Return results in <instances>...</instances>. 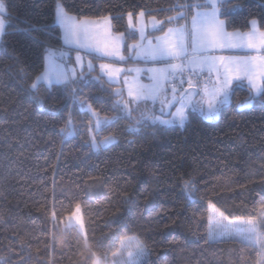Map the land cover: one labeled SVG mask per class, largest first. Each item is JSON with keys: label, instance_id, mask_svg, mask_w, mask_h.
Returning <instances> with one entry per match:
<instances>
[{"label": "trees", "instance_id": "obj_1", "mask_svg": "<svg viewBox=\"0 0 264 264\" xmlns=\"http://www.w3.org/2000/svg\"><path fill=\"white\" fill-rule=\"evenodd\" d=\"M192 2L62 0L78 19H109L125 53L138 40L129 13L162 21L163 31L151 33L160 36ZM4 3L11 22L0 41V264H93L131 235L147 248L146 264H257L256 245L209 240L208 215L210 204L229 217L257 218L264 208V95L239 81L218 118L189 109L185 123L163 124L153 119L159 101H135L95 70L41 86L38 100L30 85L46 49L63 44L57 0ZM221 12L228 31L245 33L253 20L264 31V0H228ZM88 105L111 119L94 138L116 142L94 148ZM66 125L72 135L61 131ZM77 207L85 234L63 225Z\"/></svg>", "mask_w": 264, "mask_h": 264}, {"label": "snow or ice", "instance_id": "obj_2", "mask_svg": "<svg viewBox=\"0 0 264 264\" xmlns=\"http://www.w3.org/2000/svg\"><path fill=\"white\" fill-rule=\"evenodd\" d=\"M228 3V0H195V2L187 5H180L182 8L188 10L189 15L181 11L175 17H168V23H176L175 27H168L167 32L161 36L156 37V42L145 36V26L141 23L139 28V42L130 45L135 49L136 55L142 57L146 61L163 62V67L152 68L148 71L153 75L150 79L153 81L151 85L137 86L134 83L129 84L128 95L134 97L135 101L152 100L155 102L159 97L161 86L164 82L178 81L182 86L184 83L188 84L189 88H193L191 80L192 74L198 72H217L216 82L213 83L212 99L208 101L207 115L208 118H214L219 110V105L223 104L228 98L229 90L233 81L247 80L249 86L254 89L258 95H264V55H244V56H215L212 50L216 48H236V49H255L257 47H264V32H259V41H257L256 21L253 20V31L251 33H229L225 29V21L221 19V9ZM144 15L142 12L139 14ZM129 23H132V13L128 14ZM105 19V35L110 37V21ZM56 20L61 25L64 31L65 44H73L78 48L87 51H97L103 56L123 60L124 57L120 54V47L123 43V33L117 34L115 38H111L110 42H105L102 47H98L95 41L96 33L94 29L98 27L95 21L78 20L71 15L64 7L62 0H57L56 3ZM183 20L184 23H179ZM10 15L6 10L4 0H0V41L6 35V28L10 24ZM155 17L152 18L153 30L163 31L157 28V25L162 24ZM28 31V29H24ZM47 64L45 70L35 77L31 83V89L37 94V99H40V87L46 86L51 88L55 84L67 85L72 77L75 75V70L71 72L65 71L58 60H62L67 53L59 49L49 47L46 49ZM81 61L79 54L77 55V62ZM175 61H179L178 63ZM101 69H106L107 74L112 77L117 75L121 70L113 68L112 65L102 64ZM88 69H92V64L88 62ZM188 73V78H185V73ZM114 82V81H113ZM173 97L176 100V86L172 87ZM181 95L179 97L180 107L174 114V120H178L181 124L187 119L184 111L186 107H193L195 110L199 108L204 111L203 105L200 102L192 104L191 94H186L187 90L181 88ZM121 95V93H117ZM251 99V97H250ZM171 103V102H169ZM124 111L130 112L127 101H121ZM87 109L97 114L87 106ZM153 119H158L153 117ZM104 123H110L111 119L105 117ZM161 123L167 124L170 121L160 120ZM96 126L101 123L99 118L96 119ZM72 124L71 119L67 122ZM137 130V129H133ZM66 135H72L74 129H70L67 125L61 129ZM105 144L112 142L111 137L105 138ZM93 146L98 147L93 137ZM191 183L186 182L185 188L190 189ZM189 196L191 193L189 192ZM214 213H218L220 217L227 220L224 214L220 212L215 205L211 206ZM210 223L213 217L209 216ZM218 229L220 232H227L229 237H239L246 241L260 244L264 248V240L260 239L257 234L256 225L253 221H244L240 224L229 223L225 225L221 220H216L213 230ZM264 235V234H261ZM122 247L127 251L126 264H146L144 259V246L139 241H133L131 238L129 242Z\"/></svg>", "mask_w": 264, "mask_h": 264}, {"label": "crops", "instance_id": "obj_3", "mask_svg": "<svg viewBox=\"0 0 264 264\" xmlns=\"http://www.w3.org/2000/svg\"><path fill=\"white\" fill-rule=\"evenodd\" d=\"M139 14L136 17L132 16V23L131 24L129 23V16H127V22H128L129 28L132 30H135L138 33V40L135 43L139 42V28L141 26V23H143V25L145 26V36L148 39L152 40L153 43L156 42V37H161L167 32L166 31L164 34H162L160 36H152L151 33L154 32L153 27H152V17L148 18L145 15H143L141 17ZM78 20H85V19H78ZM87 20L94 21L92 19H87ZM95 22L97 23L98 27H96L93 31H94V33H96L95 41H96L98 47H102L105 42H110L111 38H115L117 36V34L113 33V31H112L111 21H110V29H108V31L110 32V37L105 35V19L101 20V21H95ZM59 26L61 28L63 44L60 48H53V49H59V50L64 51L65 53H67V55H65L62 60H58V62L62 65V67L63 66L65 67L63 69L65 71L71 72L72 68L70 67V64L76 63L77 55L82 54L83 56H80V57H85V59L82 60L85 62V64L89 61L90 62L93 61L92 69L89 70L88 67H86L85 70H89V72L97 70L98 73L103 75L109 82H111L113 84H120L122 86V88H124V92L127 95V97H129L131 99H134V97H130L128 95L129 84L134 83L137 86L151 85L153 83V81L150 79V77L153 75V73L148 71V69L163 67V62L146 61L142 57H138L136 55L135 49L131 48L130 46H129L128 52L125 53L123 51L124 36L122 38L123 43L120 47V54L124 57L123 60H120L119 57L111 58V57L103 56L102 54H100L97 51H87L85 49L78 48L76 45H73V44H65L64 31H63V28L61 27L60 24H59ZM158 27H159V25H157V28ZM173 27H175V26H173ZM225 29L229 33H237V32L242 33L240 31H228L226 28V25H225ZM256 29L258 30L257 41H259V39H260L259 32H264V31L260 30L257 21H256ZM252 31H253V26L251 23L250 30L245 32V33H251ZM135 43H132V44H135ZM212 54L215 56H223V57L244 56V55L257 56V55H264V47H257L255 49H243V50L236 49V48H227V47L216 48V49L212 50ZM86 57L89 59H86ZM101 60L103 61V63H99V61H101ZM175 62L178 63L179 61H175ZM46 64H47V60L45 58V66H46ZM101 64L112 65L113 68L120 69L121 71L117 74V77L119 78L120 83H114L115 82L113 79L114 77H110L107 73L104 74V71L102 73L101 69L99 67V66H101ZM107 71L108 70H106V72ZM188 76H189V74L186 72L185 78H188ZM74 77L76 78V76H73L69 82H72L75 79ZM216 77H217V72H215V71L198 72L197 74H193L190 77L192 82H193V88H189L188 85H186L183 88V89L187 90L186 94H191L192 104H196L197 102H200L203 105V108L205 110L202 112H204L205 115L207 112L206 109L208 106V101H210L212 99L213 83L216 82ZM111 80H113L114 82ZM240 81H245L249 85L247 80H240ZM236 82H239V81L234 80L232 85ZM252 90L254 91L253 88H252ZM229 92H230V90H229ZM181 94H182L181 92L176 93L177 99L172 100L173 92L168 87V82H164L161 86L159 97L155 101L166 100L168 103L171 102L170 104L172 105V107L176 105L175 109L172 112V115H171V117H172L175 114L176 110L180 107L179 97ZM228 100H229V94H228L227 100H225L223 104L227 103ZM140 101H142V100H140ZM223 104L219 105V108ZM172 107H171V109H172ZM189 108L193 109V107H191V106H189ZM187 109H188V107L185 108V110H184L185 113L187 112ZM196 109L200 110L199 108H196ZM185 122H186V120L184 121V123Z\"/></svg>", "mask_w": 264, "mask_h": 264}, {"label": "rangeland", "instance_id": "obj_4", "mask_svg": "<svg viewBox=\"0 0 264 264\" xmlns=\"http://www.w3.org/2000/svg\"><path fill=\"white\" fill-rule=\"evenodd\" d=\"M123 48H124V43H123ZM79 56H83V55L80 54ZM83 59H85V57H81V61L80 62L76 61V63H71L70 64V67L72 68L71 70H73V69L75 70V75L74 76H76V78L79 75H80L81 78H85V73L86 74L89 73V70H85L86 67H88V62L85 64V62L82 61ZM86 59H89V58L86 57ZM92 63H93V61L91 62V64ZM99 63H103V61L101 60V61H99ZM63 68H65V67L63 66ZM100 69H101V67H100ZM103 71H104V74L107 73L106 69H101L102 73H103ZM112 77H114L113 78L114 81H115L114 83H120L119 82V78L117 77V75L112 76ZM111 81H113V80H111ZM118 89H119L118 90L119 92H121L122 89L124 90V88H122L121 85L118 87ZM159 103H160V108L158 110V116H157L159 122H160V120H166V121H170V123H173V122L180 123L178 120H174V115L172 117H170L168 115V113L170 112L171 107H172V105L170 103H168L166 100H163V101L160 100ZM189 109L190 108L188 107L187 110H189ZM163 115H168V116L163 117ZM97 118H99L101 120V123H100V125L98 127L96 126V123H95V125L93 127H91L90 133H91V144L92 145H93V137H94L93 131H94V129L98 130L99 127L104 123L103 122L104 118L97 117V115H96V119ZM206 118L209 119V120L210 119H215V118H218V114H216L214 118H208V115H207V112H206ZM170 123H167V124H170ZM111 138H112V142L107 143V144H105V142H104L105 139L102 140V141H97L95 139V143H96V145H98V147H94V148L95 149H99L101 147H107V146L113 144L114 142H116V138L115 137H111ZM212 205H214V204H210L209 205V215H208V220H209V216L210 215L213 217V221L211 223L209 221V234H208L209 240H211V241L222 240V239H239V240H243V239H241L239 237H235V236L229 237L227 235V232H220L218 229H216L214 231L213 228H214V223H215L216 220H221L225 225H227L229 223L240 224V223H242L244 221L251 220L256 225L257 234L260 236V239L264 240V235H261V234H264V208L261 210L260 215L257 218H246V217H229V216L225 215L217 206H215L217 209L220 210V212H222L224 214V217H227V220H224L223 217H220L218 213H214L213 212V210L211 208ZM63 225L64 226H75V227L78 228V230L81 233L85 234L84 219H83L81 208L77 207L75 209V211L73 212V214L67 216V218H66V220H65ZM130 238L133 241H139V242H141L143 244L144 251H145L144 259L146 261L148 259L147 248L145 247L144 243L138 237H136L134 235H131V236H127V237L121 239L118 249L113 254L107 256L106 258L96 257L93 264H126V261L128 259L127 251H130L132 249L129 248L126 251L122 247V245L127 244L129 242ZM243 241H246V240H243ZM246 242H249V243H251L253 245H256L258 247V249H259V260H258L257 264H264V248H262L260 244L253 243L252 241H246Z\"/></svg>", "mask_w": 264, "mask_h": 264}, {"label": "built area", "instance_id": "obj_5", "mask_svg": "<svg viewBox=\"0 0 264 264\" xmlns=\"http://www.w3.org/2000/svg\"><path fill=\"white\" fill-rule=\"evenodd\" d=\"M173 85L176 86V89L177 90L180 89L183 86V85L181 86L178 81H172L171 82V86L173 87Z\"/></svg>", "mask_w": 264, "mask_h": 264}]
</instances>
